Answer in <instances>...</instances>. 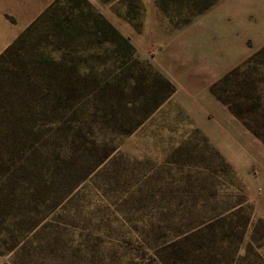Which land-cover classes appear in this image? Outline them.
Segmentation results:
<instances>
[{
  "label": "rangeland",
  "instance_id": "rangeland-1",
  "mask_svg": "<svg viewBox=\"0 0 264 264\" xmlns=\"http://www.w3.org/2000/svg\"><path fill=\"white\" fill-rule=\"evenodd\" d=\"M35 21L0 63V264H264V0H0V53Z\"/></svg>",
  "mask_w": 264,
  "mask_h": 264
},
{
  "label": "trees",
  "instance_id": "trees-1",
  "mask_svg": "<svg viewBox=\"0 0 264 264\" xmlns=\"http://www.w3.org/2000/svg\"><path fill=\"white\" fill-rule=\"evenodd\" d=\"M52 9H53V7H52V5L51 6H49L40 16H39V18H37V21H39L42 17H44L45 15H47L50 11H52ZM37 21H35V22H33L32 24H30L26 29H25V31L22 33V34H20L15 40H14V42L12 43V44H10L7 48H5L4 50H3V52H1L0 53V63H2V61L6 58V57H8L9 56V54L11 53V51L15 48V46L21 41V39L28 33V32H30V30L34 27V25H35V23L37 22ZM107 24V23H106ZM112 30H114L115 31V29L113 28V27H111V25H109V24H107ZM165 81V83H166V86L168 87V91H167V93L166 94H164L163 96H162V98H161V100L158 102V103H156V105L155 106H153V108L152 109H150V112L149 113H151L154 109H156L166 98H167V96L173 91V87L171 86V84H170V82L169 81H167V80H164ZM215 96L218 98V99H220L221 101H223V102H225L224 101V99L223 98H221L218 94H215ZM230 110H231V112L235 115V116H237V117H239V118H241L240 117V114H239V112L236 110V109H234L233 107H230Z\"/></svg>",
  "mask_w": 264,
  "mask_h": 264
}]
</instances>
